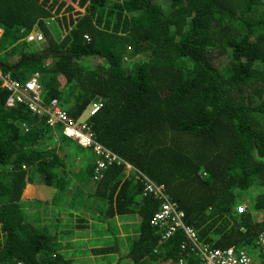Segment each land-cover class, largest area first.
<instances>
[{"label":"trees","instance_id":"trees-1","mask_svg":"<svg viewBox=\"0 0 264 264\" xmlns=\"http://www.w3.org/2000/svg\"><path fill=\"white\" fill-rule=\"evenodd\" d=\"M0 27L1 72L38 71L40 101L74 119L97 103L94 138L163 183L200 242L264 264V0H0ZM33 28L42 43L25 40ZM8 95L0 81V264H76L89 250L68 253L62 226L75 221L80 237L100 210L139 220L126 247L115 236L90 250L106 264H196L182 231L163 238L151 223L160 204L124 164L94 181L91 152L53 145L51 113ZM73 166L82 181L64 200ZM31 201L50 203L44 224Z\"/></svg>","mask_w":264,"mask_h":264},{"label":"built area","instance_id":"built-area-1","mask_svg":"<svg viewBox=\"0 0 264 264\" xmlns=\"http://www.w3.org/2000/svg\"><path fill=\"white\" fill-rule=\"evenodd\" d=\"M32 42H40L43 36L38 29L31 30L28 33L27 40ZM31 42V41H28ZM0 80L2 86L9 91L6 99V106H14L22 101L29 104V108L37 114L44 111L51 113L50 121L54 124L56 121H62L64 129L68 131V135L77 139L80 144L86 147H92L94 155L93 179L102 178L104 171L111 164H124L128 177H135L142 183V196L152 197L158 200L159 208L155 211L151 218V223L155 227H162L164 233L163 238L173 236L178 230L182 231L185 239L180 245L182 249L189 245V253L196 257V264H261L256 262L251 255L243 249H236L233 246L226 248H214L207 243L199 241L197 232L184 221V211L170 200L165 191V185L157 182L146 175L145 172L139 170L129 163L125 162L121 157L112 150L99 143L95 138L93 131L86 123L78 124L72 119H66L64 111L59 108L44 106L40 101V85L37 82L36 75L32 76L29 81L22 85L20 81L11 78L9 75L1 74ZM96 109V108H94ZM63 132V130H62ZM65 132V131H64ZM256 242L260 246H264V229L258 234ZM182 262V259L179 260Z\"/></svg>","mask_w":264,"mask_h":264},{"label":"crops","instance_id":"crops-1","mask_svg":"<svg viewBox=\"0 0 264 264\" xmlns=\"http://www.w3.org/2000/svg\"><path fill=\"white\" fill-rule=\"evenodd\" d=\"M90 156L93 158V161H91L92 163L91 173H92L94 156L91 153H90ZM78 168L79 167L77 166H73V168L70 171H68V175L65 174V172H64V175L69 177L70 180H74L76 182L82 181V180H78L76 177L79 174ZM126 177L128 176H126L125 174L124 178ZM63 216L65 217L66 214ZM87 219H88L87 228L84 230V232H88L89 234L98 232V235L100 236L99 239L97 240L98 245L95 248L105 245L106 243L103 242L104 240H107L108 242L113 243L115 236L124 237L119 245L122 248L126 247L128 236H131L132 234L137 233V225L139 223L138 215L136 213H129V214L115 213L113 215L108 210H100L97 213L96 217H94V219L91 218L90 216H88ZM73 225L78 226V223L74 221V223L69 227L62 226V229L66 231L65 237L63 238L65 242L71 241L72 243L74 238L78 237L76 235L80 230L72 227ZM77 240H79V237ZM94 256H97L100 258L102 255L99 256V255L94 254Z\"/></svg>","mask_w":264,"mask_h":264},{"label":"rangeland","instance_id":"rangeland-1","mask_svg":"<svg viewBox=\"0 0 264 264\" xmlns=\"http://www.w3.org/2000/svg\"><path fill=\"white\" fill-rule=\"evenodd\" d=\"M0 32H1V30H0ZM25 38L27 39V35L25 36ZM59 38H60V36L57 39H59ZM28 41L32 42V40H29V39H28ZM42 42H43V40L40 41L39 43H42ZM129 66H131V64ZM60 136H61V138H58L57 134H55L54 139H52V141H51L53 143V145L57 144L60 140L61 142L67 141L73 147L78 148L77 144L75 142H73L72 139L64 137L62 135H60ZM48 144H50L49 141H48L47 145ZM58 150H60V149H58ZM65 150H67V148ZM72 150H74V149H72ZM24 167L26 168L27 166H24ZM32 169H31V172H32L31 175H33ZM37 178H38V174H35V181L29 182L26 184V188L24 189V191L22 193V196L25 199H27V198H34L35 199L33 194L36 192L37 187L34 185L41 182V178L39 180ZM73 182L77 183L74 180L69 181L68 194L66 197H64L65 198L64 200H66L67 198H70L71 194L74 192V187L72 185ZM43 195H44V193H43ZM42 203H43V207L38 202H34V201L29 202L28 203L29 205L27 206V209H28L27 212H31L34 215L35 219L43 218V224H44L45 219L48 218V216H49V213L47 216H45V209L47 210V206H49L50 203L47 201H43ZM63 205L64 204L62 201H58V206L60 208ZM242 206H246L245 203H243ZM63 215H65V214H63ZM38 224L42 225V222L38 221ZM40 225H38L37 227L39 228ZM99 237L100 236L98 235V232L92 233V234H89L88 232H84V234L81 235V237H79V240H77L78 237L74 238V240L72 241V245L68 248V250L70 251V252L67 251L68 253H72L71 251H74V249H76L78 247L86 248L87 250H89V252L84 254V255L83 254L76 255V257H78V261L76 264H105L104 260L98 259L99 257L94 256V254L90 251L92 248H95L98 245L97 240L99 239ZM61 241L65 242L63 238ZM111 257L113 259L111 261H113V262L116 261L115 253Z\"/></svg>","mask_w":264,"mask_h":264},{"label":"clouds","instance_id":"clouds-1","mask_svg":"<svg viewBox=\"0 0 264 264\" xmlns=\"http://www.w3.org/2000/svg\"><path fill=\"white\" fill-rule=\"evenodd\" d=\"M35 29H37V28H33L32 30H35ZM0 30H1V27H0ZM39 30V29H38ZM2 31V30H1ZM31 31V30H30ZM30 31H28L26 34H25V36L27 35L28 36V33L30 32ZM40 31V30H39ZM0 34H1V32H0ZM42 34V33H41ZM43 36V41H44V35H42ZM27 42H28V40L27 39H25ZM34 43H36V44H38L39 42H34ZM0 72H1V70H0ZM1 74H4L3 72H1ZM4 75H8V74H4ZM36 75V79H37V82H38V76L40 75V73L38 72V71H34V72H32L28 77H27V79L26 80H24L23 82H21V84L22 85H25V83L27 82V81H29L30 79H31V77L32 76H35ZM12 78V77H11ZM1 81V80H0ZM2 84V83H1ZM38 84H39V82H38ZM53 104H56V100H52L51 101ZM5 103H6V101H5ZM47 106V105H46ZM98 107H99V105L97 104V103H94V102H92V103H88L87 105H86V107H85V109L83 110V112L81 113V115L78 117V118H76V119H74V118H72V117H70L68 114H67V110H64V109H60L61 111H64V113H65V115H66V119L68 120V119H72L74 122H76V123H78V124H82V123H86L89 127H90V125L88 124V122H87V117L90 115V114H94L97 110H98ZM94 108H96V109H94ZM31 112H33L34 114H37L35 111H32L31 110ZM56 122H59V124H60V126H59V131H58V133H57V137L58 138H61V136L60 135H62V136H64V137H67V138H70V139H72V141L73 142H75L76 144H77V146H78V148H74V150H76V152H75V154H74V157H77V158H79L77 155L79 154V152H81V151H85V150H87L88 152H91V154L93 155V153H92V147L91 146H89V147H86V146H84L83 144H80L78 141H77V139H75V138H73V137H71V136H69L68 135V131H70V130H67L66 131V129H64V125L62 124V121H56ZM91 129V128H90ZM62 130H63V132H62ZM92 130V129H91ZM65 131V132H64ZM100 143V142H99ZM80 146V147H79ZM107 148H109V147H107ZM110 149V148H109ZM110 150H112V149H110ZM113 151V150H112ZM115 154H117L119 157H121L118 153H116L115 151H113ZM94 156V155H93ZM73 157V158H74ZM124 161H125V159L123 158V157H121ZM126 162V161H125ZM94 163V162H93ZM131 165V164H130ZM93 166H94V164H93ZM134 167V166H133ZM92 172H93V168H92ZM77 178H78V175L76 176ZM91 178L93 179V173H91ZM94 180V179H93ZM94 181H96V180H94ZM30 199V198H29Z\"/></svg>","mask_w":264,"mask_h":264}]
</instances>
